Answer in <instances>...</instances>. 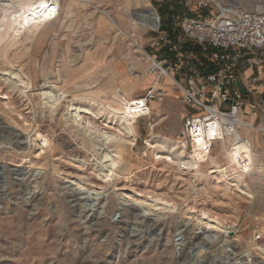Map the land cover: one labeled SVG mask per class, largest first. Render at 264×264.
I'll list each match as a JSON object with an SVG mask.
<instances>
[{"label":"rangeland","instance_id":"rangeland-1","mask_svg":"<svg viewBox=\"0 0 264 264\" xmlns=\"http://www.w3.org/2000/svg\"><path fill=\"white\" fill-rule=\"evenodd\" d=\"M57 1L60 9L56 20L36 30H21L13 29L12 19L17 16L18 4L27 0H0V30L5 31V41L0 42V123L22 135L25 147L13 150L15 154L26 155L28 159H46H41V165L11 159V133L0 138V178H4L7 185L0 189V264H194L192 256L201 249L211 257L203 258L202 264H236V257L243 251H251L258 261L263 262L264 255L256 250V244H264V133H254V154L259 156L255 159L256 162L260 160V164L257 163L254 173L245 178V184L254 194L251 200H246L224 192L222 187H213L206 177L176 174L156 163L147 149L153 135L171 139L186 136L184 128L176 135L165 134L160 126H155L152 132L151 124L156 125L159 121L155 114L138 121L136 141L125 154L124 163L114 169L108 167L112 172L109 171L110 177L103 180L106 171L99 169L104 161L102 163L98 157L105 146L101 151L102 141L92 137L83 124L69 119L75 112L70 115L72 107H67L68 101L76 102L78 97L87 94L88 89L82 84H92L91 90L102 92V100H107L134 80L138 85L131 98L146 95L159 77L149 76L144 54L136 51L130 36L134 34L144 51L151 55L162 44L157 31L136 29L132 21H137L138 14L151 8L163 22L175 0ZM210 1L213 5H231L240 10L264 8V0ZM106 13L114 22L108 20ZM207 14L208 9H202L197 15ZM116 68L123 69L125 75L116 77ZM13 70H23L33 87L23 90V86L17 83L16 88ZM157 82L163 89L166 83L170 85L168 79L162 84L160 80ZM50 84L68 91V98L54 113L39 98ZM93 117L103 129L102 134L119 131L108 114ZM175 117L166 109L161 111L162 121L174 123ZM248 118H253L255 127L264 129L263 117L259 116L256 121L251 115ZM24 119L29 120V128L24 126ZM175 125H180L178 120ZM42 136L53 139L52 143L42 145ZM125 137L124 140L128 141L134 139ZM57 144L63 147L64 154L55 151ZM4 150L8 152L4 153ZM221 150L222 144L217 143L212 155H219ZM4 165L12 171L27 167L29 174L12 173L10 177H4L8 176L1 169ZM31 175L46 178L45 186L49 187L46 202L36 204L29 201L33 185H29L27 179ZM79 179L96 184L87 187L80 184ZM134 189L170 195L178 201V206L174 210L155 207ZM75 191L91 198L96 194L108 198L112 213L81 215L65 197V193ZM119 204L128 210L119 212L116 210ZM131 208L146 215L147 220L163 221L160 230L145 232L144 229L141 233L131 220L130 226L127 225L125 214L132 215ZM201 208L235 221L232 234L223 235L227 240L225 244L208 242L210 239L205 231L208 232L209 227L198 218Z\"/></svg>","mask_w":264,"mask_h":264},{"label":"bare ground","instance_id":"bare-ground-1","mask_svg":"<svg viewBox=\"0 0 264 264\" xmlns=\"http://www.w3.org/2000/svg\"><path fill=\"white\" fill-rule=\"evenodd\" d=\"M52 6L53 4H51L49 0H35V1L27 0V2L25 3L18 4L19 10L17 16H15L12 19L13 29L19 28L21 30H25V29L36 30L42 25L47 24L48 22L52 23V21H54L56 16L59 14V12L56 13L53 10ZM148 11H151V13H149ZM259 11H264V8H261ZM138 15H139L138 20L132 21L133 23L132 26H134L136 29L142 27V28L154 30L155 32L157 31L159 25L158 24L159 18L155 17L151 8H147V10L142 11ZM105 16L108 18L110 22H114V19L111 17V15L106 13ZM4 32L5 31L0 30V42L5 41ZM130 38H131V43L136 47V51L145 54V51L140 45L138 38H136L134 34L131 35ZM121 70L123 69L116 68L114 70V75H116V77L125 75L124 73L125 71L122 72ZM12 75L15 77L14 79L15 83H13V81L12 83L16 88H18V86L15 85L17 83L23 86V90H27L31 86L33 87V83L30 82V78L26 75V73L23 70H18V71L13 70ZM52 84H50V86H48L43 91V93L39 96V98L42 99L45 103H47V105H49L51 109V113H54L55 111L58 110L59 105L62 104V102L68 98V91H66L63 88L62 89L58 88ZM137 85H138V81H134V80L130 81V85L128 87H124L123 89L119 88V90L113 93L111 99L108 98L107 100H102L101 97L102 92L91 90L92 84L91 85L82 84L83 88L88 89L87 94H85L82 97H78V100L76 102L68 101L67 107H72V109L70 110V115H72V112H75L74 114L77 115V116L74 115L72 117H69V119L71 120L72 118L75 120V122H79L80 124H83L84 129L87 132H89L91 135H93L92 137H94L98 141L101 140L102 141L101 149H100L101 151L102 148L105 146V149L103 148V151L100 153L98 157L99 161H101L102 163L104 161V164H101V169H99V171L101 172L106 171V174L104 175L101 174L103 175L102 176L103 180H106L110 177V174L108 173L109 171L112 172V170L108 167L114 169L120 164L124 163L125 154H128L132 145L134 144V141H136L138 121L141 118H147V117H143L140 114L137 106L138 103L135 101L137 99L131 98V95L137 88ZM167 94L168 92L166 91L163 93L161 98L162 104L168 98ZM162 104L159 107L160 113L164 109L163 107L164 104L163 105ZM105 114H108L109 120L113 122L115 126L116 125L118 126L117 128H119V131H113V132L107 131L104 134H102L103 129L100 127L97 120L93 116L94 115L101 116ZM149 114L150 116L152 114L151 108H149L147 115ZM23 121H24V126L26 128H29L30 125L27 122L29 120L24 119ZM240 122L241 125L238 134L240 138L244 140V143L238 146L235 145L229 146L227 143L223 142L222 150L219 155H211L208 150H205L202 147L200 142H196V141L192 143L193 147L191 150V148L189 147L191 143L184 136H180L179 139H171L166 136L153 135L152 140L149 143L147 149L152 153L154 157V161L156 163H160L166 169L175 172L176 174L193 175L196 178L206 177L209 180H211V185L213 187L215 188L222 187L224 192L230 193L239 199L251 200L254 194L253 191H251L250 188L245 184V178L247 176H250L252 173H254L256 164L260 162V160L256 162L257 160L255 159V157H259V156H255L254 154L253 141H254V133L255 132L264 133V129L262 130L255 127V125L253 124V118L250 119V118L242 117ZM154 129H155V125L151 124L150 130L154 132ZM5 133H11V138L9 143L10 146H12L11 148L12 150L9 153L11 155V159H18L21 162L28 161V163L31 164L36 163V165H41L40 163H42L41 162L42 160L46 161L45 158H41V157H37L35 159H28L26 155L15 154L13 150L23 149L24 145L22 143L23 142L22 135L20 136L16 131H12V130L10 131L8 128H6V126L0 123V138ZM35 133L38 134L37 131ZM125 136L128 137L130 136L131 138L134 139L132 141L124 140L126 138ZM52 140L53 139L49 137L42 136V138L40 139V143H42V145L44 143L51 144ZM97 145L98 147H100V144H96V146ZM56 150H59L62 152V154H64V149L61 145L58 146L57 144V147H55V151ZM3 152L6 153L8 151L4 150ZM19 167L21 166H18V168ZM26 168L24 169L19 168L17 171L13 169L12 171L9 169L7 165H4L3 168L1 169L4 171V173H6V175H8L4 177H10L12 173L20 174L23 176L28 175L29 172H26L27 171ZM28 168L29 170H31L32 167H28ZM206 168L208 170L204 171ZM34 170L38 171L37 169ZM39 178H40L39 175L38 176L31 175L27 179L29 185H33L32 186L33 189L31 190L33 191V194L30 193L31 198L29 201L36 204H41L46 202L48 198L46 193L49 191L48 185L45 186L46 178L44 176H42L40 179ZM79 183L84 184L87 187L90 184H96L94 181L88 182L83 179H79ZM0 184H1L0 189H4V187H7L5 183V179L2 177L0 178ZM136 191L142 193L146 202H149L155 207H160L161 209L164 210H174L175 207L178 206V201L171 198L170 195L158 194L157 192H153V191L149 192L146 190L134 189V192ZM65 197L67 202L74 205L73 209H75V211L79 210L81 215H85L87 217L91 215L102 216L110 212L112 213L113 210V209L110 210V207H108V198L101 196L100 194H96L95 197L91 198V196H88V194L79 193L75 191L72 193H68V192L65 193ZM90 199H92L91 200L92 203H90L89 205L88 202L90 201ZM131 209L133 212L132 215L125 214V216H127V221H128L127 225H129V221L131 220L133 222L132 224L135 225L136 228L138 227L140 228L141 233H144L143 232L144 229L145 232H147L148 229H152V230L158 229V231L160 230L159 228L163 221L162 222L159 220L152 221L150 219L147 220L146 215H142V213L138 212L137 209L135 208H131ZM116 210H118L119 212H124L128 210V207H126L125 205L120 206L119 204L116 207ZM66 211L68 212L67 208ZM198 218L205 225L209 227L207 229L208 232L205 231V235H207L208 239H210L208 240V242L211 244L212 242L215 241L223 242L225 244L227 240H225L223 235L225 236L231 234L232 233L231 230L236 225L234 220L227 219L225 217L217 215L216 213L207 210L205 208H201L199 210ZM154 238H156V235ZM187 238L189 239V237ZM203 242L201 241V243ZM207 243L205 241L206 245ZM236 247L238 248V246ZM256 250L264 255V244L263 245L261 243L256 244ZM229 251L231 252L233 251V249H230ZM194 253L195 254L192 256L193 258L192 261L194 262V264H202L203 263L202 259L203 258L207 259L210 256L205 250L202 249L199 251H195ZM258 259L254 257L251 251H243L242 253H240L239 256L236 257V261H237L236 264H264V259L263 262L258 261Z\"/></svg>","mask_w":264,"mask_h":264},{"label":"built area","instance_id":"built-area-1","mask_svg":"<svg viewBox=\"0 0 264 264\" xmlns=\"http://www.w3.org/2000/svg\"><path fill=\"white\" fill-rule=\"evenodd\" d=\"M58 13L59 1L50 0ZM202 9L209 11L198 16ZM158 15V13H157ZM158 40L154 55L145 52L148 74L180 92L186 109L184 135L200 142L210 154L217 143H244L238 132L249 105L264 107V94L257 91L260 78L241 79L245 61L264 68V11L240 10L210 0H175L167 17L158 15ZM155 80L146 95L135 100L143 117L150 102L163 95Z\"/></svg>","mask_w":264,"mask_h":264},{"label":"crops","instance_id":"crops-1","mask_svg":"<svg viewBox=\"0 0 264 264\" xmlns=\"http://www.w3.org/2000/svg\"><path fill=\"white\" fill-rule=\"evenodd\" d=\"M238 74L241 79L248 78L251 76L259 77L261 81L257 87V91L260 94H264V68H252L247 62L244 61L240 66ZM165 85V89H163L162 85H159V90L163 92H168V98L163 102L164 105L161 102L162 95L160 96L161 98L155 99L150 102V108L152 109L151 116L153 117L154 114L156 116L158 115L157 118L159 119V121L156 123L155 126H160L161 131H163L165 134L170 133V135H176L183 131V117L185 115L186 109L180 92L168 85L167 83ZM161 104L163 105L164 109H166V112H171V114L174 113L176 115L174 123L168 121L166 122L165 120L162 121L161 113L159 112V107ZM250 115L251 117H254L255 121L257 120V118H259V116L264 118V107L254 108L252 105H249L246 109L245 117L248 118L250 117ZM149 119L152 118L150 117ZM177 120L180 123L178 127H176L175 125V122ZM153 121L155 122V120Z\"/></svg>","mask_w":264,"mask_h":264},{"label":"water","instance_id":"water-1","mask_svg":"<svg viewBox=\"0 0 264 264\" xmlns=\"http://www.w3.org/2000/svg\"><path fill=\"white\" fill-rule=\"evenodd\" d=\"M152 10V9H151ZM149 13H151V11H148ZM152 12L154 13V15H155V17H158V15H157V12L156 11H154V10H152ZM158 24H159V22H158ZM232 234V233H231Z\"/></svg>","mask_w":264,"mask_h":264}]
</instances>
